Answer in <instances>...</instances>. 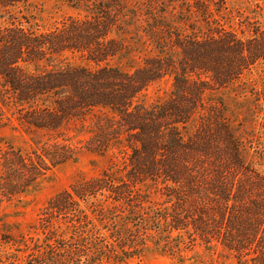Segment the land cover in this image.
<instances>
[{
  "label": "trees",
  "instance_id": "trees-1",
  "mask_svg": "<svg viewBox=\"0 0 264 264\" xmlns=\"http://www.w3.org/2000/svg\"><path fill=\"white\" fill-rule=\"evenodd\" d=\"M28 1L0 0V127L35 144L0 149V244L25 264L184 261L197 246L264 264V171L246 158L245 130L206 99L264 64V26L236 30L228 0H66L77 14L43 29L14 17ZM166 76L171 93L148 105ZM83 152L112 160L53 196L17 241L5 206Z\"/></svg>",
  "mask_w": 264,
  "mask_h": 264
},
{
  "label": "rangeland",
  "instance_id": "rangeland-1",
  "mask_svg": "<svg viewBox=\"0 0 264 264\" xmlns=\"http://www.w3.org/2000/svg\"><path fill=\"white\" fill-rule=\"evenodd\" d=\"M228 9L224 16L233 27L240 31L242 22H251L264 26V0H228ZM17 19L23 17L43 29L54 27L67 16L76 15L66 0H29L11 10ZM25 21V19H22ZM227 21V20H226ZM8 23V15L0 20ZM85 64L80 59L73 60ZM139 58L130 62L115 60L112 64H121L126 69L130 65L138 66ZM173 78L166 76L154 81L146 91L145 102L150 105L163 100L172 91ZM207 101L222 102L231 126L248 138L246 158L264 171V64L258 65L234 84L211 90L206 94ZM38 139V137H36ZM12 145L24 152L33 150L35 144L32 136L19 125L0 127V149ZM112 155L102 156L96 153L83 152L77 161L68 162L55 168L46 178L30 188L21 198L5 206L7 221L11 224V233L20 240L22 233L34 232L32 227L46 203L56 194L68 188L74 182L86 176H94L106 168ZM120 160V157H119ZM16 246L0 244V264H25V253ZM128 264H242L222 248L197 246L189 252L184 261L168 254L153 252L143 259H134Z\"/></svg>",
  "mask_w": 264,
  "mask_h": 264
}]
</instances>
